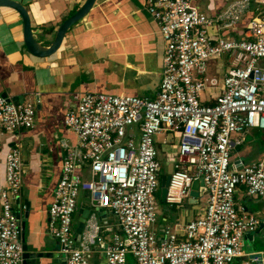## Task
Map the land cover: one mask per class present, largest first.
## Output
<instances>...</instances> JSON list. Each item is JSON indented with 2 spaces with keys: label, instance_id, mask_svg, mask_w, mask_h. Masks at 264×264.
Returning a JSON list of instances; mask_svg holds the SVG:
<instances>
[{
  "label": "built area",
  "instance_id": "1",
  "mask_svg": "<svg viewBox=\"0 0 264 264\" xmlns=\"http://www.w3.org/2000/svg\"><path fill=\"white\" fill-rule=\"evenodd\" d=\"M199 1L144 0L164 43L162 79L153 99L73 96L64 127L76 146L64 145L61 177L48 208L47 232L60 246V264H90L94 240L102 247L104 264H128L129 254L132 264H231L245 256L250 263L262 260L244 251V237L257 229L258 221L236 209L234 195L244 186L247 195L264 196V154L251 164L231 163L230 156L234 135L248 129L264 133V68L257 61L264 58V15L251 18L239 40L230 39L218 32L237 24L251 0L230 5L216 18L202 13ZM222 55L229 56L231 68L218 87L217 78L206 75V61ZM207 87L219 93L205 105L199 95ZM35 118L33 102L14 104L0 96V156L1 138L32 129ZM160 132L180 136L165 205L174 207L188 198L194 181L202 179L206 188L203 214L188 221L182 233L149 228L157 219L161 171L154 136ZM21 157L16 144L2 162L0 264L23 262L22 220L14 209L23 187ZM79 192L88 194L90 212L74 249ZM99 211L113 215L121 232L105 244L100 230L109 227L98 222Z\"/></svg>",
  "mask_w": 264,
  "mask_h": 264
},
{
  "label": "crops",
  "instance_id": "2",
  "mask_svg": "<svg viewBox=\"0 0 264 264\" xmlns=\"http://www.w3.org/2000/svg\"><path fill=\"white\" fill-rule=\"evenodd\" d=\"M13 1L21 3L28 10L33 34L39 36L44 33L47 35L44 39L51 42L58 26L86 0ZM225 5L224 0H213L208 7L209 15L205 14L216 18L230 7ZM261 7H264V0L250 1L245 15L232 27L238 30L236 36L243 35L251 16L264 15ZM247 18L249 20L245 21ZM220 31L227 34V30ZM162 53L164 43L158 25L147 12L144 0H96L83 18L67 29L60 49L47 58L28 54L21 16L14 9L0 7V96L5 94L4 98L14 104L33 102L36 105L32 129H22L1 138L0 183L5 184L3 159L13 146L19 144L22 150L23 187L18 195L19 206H15L14 202V209L20 212L22 220L26 217V206L30 209L24 229L25 242L32 250L38 247L45 254H50L37 264L64 262L59 244L47 232L48 208L61 177V165L66 157L64 145L76 146L75 137L64 127L65 115L74 105L73 96L91 93L153 99L162 79ZM218 85L220 87V83ZM216 89L218 95L219 88ZM213 103L211 99L209 104ZM174 134L179 145L180 137ZM241 138L244 140L237 145ZM167 141L155 142L165 166L169 165L165 160L169 152ZM231 141V163L238 160L245 164L255 163L264 154V133L259 129H248L241 135H234ZM199 200H203L206 206V195ZM76 204L77 212L82 207H89L88 194L79 192ZM234 204L239 212L253 214L258 226L260 223L263 225L257 233L258 226L251 233L252 240L244 237L245 253L258 255L262 260L250 263L249 256H245L231 264H245L246 261L264 264V196H249L245 187L241 186L234 195ZM203 211L198 210L199 214L193 219L202 215ZM97 217L104 228L111 227L114 234H118L115 229L117 222L114 225L110 222L113 215L104 211ZM190 220L180 224L175 218L168 226L159 227L157 232L166 228L182 233L181 229ZM92 254L97 255L95 264H100L99 249L92 248L89 260Z\"/></svg>",
  "mask_w": 264,
  "mask_h": 264
},
{
  "label": "water",
  "instance_id": "3",
  "mask_svg": "<svg viewBox=\"0 0 264 264\" xmlns=\"http://www.w3.org/2000/svg\"><path fill=\"white\" fill-rule=\"evenodd\" d=\"M95 1L96 0H86L84 4L74 14H72L69 18H66L56 29L54 34L55 35L54 40H52L51 42H48L47 40L44 39L47 36L44 33L38 34L39 36L33 34L30 23V15L24 5L13 0H0V7H8L14 9L21 16V21L23 24L24 44L26 49L28 50V54L29 55L31 54L32 56L37 58H47L53 55L54 53H56L60 49L67 29L71 27L74 23H76L78 20L84 17L93 7ZM1 96L5 97V94H2ZM169 179L170 177H166V176H162L160 178V183H159L160 192L158 196L160 203H164L165 192H167ZM204 195H206V188L204 186L203 180L199 179L197 181H194L191 186L188 197L193 200H196V199H202ZM19 203H20L19 197H16L15 206H19ZM25 209L27 210V213L25 214L26 217L24 220H22L20 212H17L18 218L22 220V227L20 234V242L23 245V251H24L22 264H37L44 257H48L50 254H45L44 252L40 251L38 247H35V249L32 250L28 246V244H26L24 239V229L26 227L27 215L30 209H28L27 206ZM89 212H90V208L88 206L82 207L78 211L79 216L76 225L73 228L74 249H77L78 247L79 236L82 232V227H84V223L86 221ZM100 215H101V211L97 213V216ZM262 226L263 225L260 223L256 233L261 229ZM115 229L118 230L117 232L118 234L121 233L119 231V226H116ZM101 233H103V229L100 230V234ZM250 236L251 234L245 235V237H249V239H251ZM94 242L95 245L93 247L98 250L100 246L97 244L95 240ZM104 262L105 260L103 259V255H101L100 264H104Z\"/></svg>",
  "mask_w": 264,
  "mask_h": 264
},
{
  "label": "rangeland",
  "instance_id": "4",
  "mask_svg": "<svg viewBox=\"0 0 264 264\" xmlns=\"http://www.w3.org/2000/svg\"><path fill=\"white\" fill-rule=\"evenodd\" d=\"M236 1L238 0H224V5L226 4L225 6L227 7L228 5ZM212 3H213V0H200L199 8L201 12L202 13L204 12L209 15L208 7ZM262 8L264 9V7H261V9ZM237 31H238L237 28H230V29H227L226 31L227 34H225L224 31H219L218 36H221V37L227 36V38H230V39L235 38L236 40H239L242 36L241 34H239V36H236L235 33H237ZM229 61L230 59L228 55H222L220 57L214 56V57L208 58L206 61V66H207L206 75L209 77L211 76L217 77L220 80V87H221V82H222V78L224 74H226L229 68H231ZM257 61H258V64H260V66L264 68V58L258 59ZM216 95H217L216 88L207 87L205 88L204 91L200 93L199 100L206 105V104H209L211 102V99L215 98ZM173 134L174 133L165 134V132H160L159 134L154 136V141L156 143L161 142L163 139H166V140L168 139L167 143H168L169 152H168V157H165V160L169 165L165 166L163 164L164 162L163 157H161L160 155H158L157 157V161L161 165V168H162L161 176L170 177V175L173 173L171 171L172 162L177 160L178 140H175L176 137H174ZM159 192H160V188H158V191H156L155 193V197L157 198L156 204H155L156 211H157V219H156V223L153 226H149L150 229L154 228L158 230V228L161 226H164V225L168 226L170 223L173 222L175 218L177 222H179L180 224H184L185 221L193 219L195 216H197V214H199L198 210L201 209L203 211V209L205 208L203 200H199V199L193 200L189 197L184 199L181 204L175 205L173 208H171L170 206L165 205V203L159 202L158 200ZM77 219H78V212L74 214L73 216L74 227L76 225ZM110 222L111 224L114 225L117 221L113 217H111ZM113 235H114V230L111 227L109 229H105L102 233V236L105 239L103 240L104 244L108 243V240ZM101 250H102V247L99 248V251ZM96 258H97V255L92 254L91 259H90L91 262L89 263L95 264ZM128 260H129L128 264H132L133 259L130 254L128 255Z\"/></svg>",
  "mask_w": 264,
  "mask_h": 264
},
{
  "label": "trees",
  "instance_id": "5",
  "mask_svg": "<svg viewBox=\"0 0 264 264\" xmlns=\"http://www.w3.org/2000/svg\"><path fill=\"white\" fill-rule=\"evenodd\" d=\"M249 18H250V17H249ZM249 18L245 19V21L249 20ZM251 18H252V16H251ZM245 21H244V22H245ZM156 199H157V198H156ZM158 200H159V199H158Z\"/></svg>",
  "mask_w": 264,
  "mask_h": 264
}]
</instances>
